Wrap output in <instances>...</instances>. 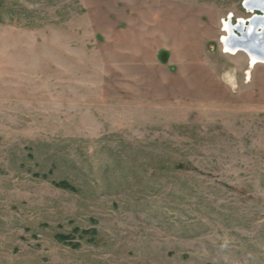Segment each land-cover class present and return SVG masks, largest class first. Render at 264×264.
<instances>
[{
  "label": "rangeland",
  "instance_id": "1",
  "mask_svg": "<svg viewBox=\"0 0 264 264\" xmlns=\"http://www.w3.org/2000/svg\"><path fill=\"white\" fill-rule=\"evenodd\" d=\"M242 3L0 0V264H264Z\"/></svg>",
  "mask_w": 264,
  "mask_h": 264
},
{
  "label": "water",
  "instance_id": "2",
  "mask_svg": "<svg viewBox=\"0 0 264 264\" xmlns=\"http://www.w3.org/2000/svg\"><path fill=\"white\" fill-rule=\"evenodd\" d=\"M242 4L251 14L246 18V24H244V21L243 24H239L238 22L241 18H238L237 22L230 24L228 28H226L227 34L225 40L222 38L223 44L227 45L230 51H233L231 49H233L232 47H234V45L233 43L230 45L231 43L227 41V38L229 40H244L245 45H249L247 46L249 50L256 51L257 53L261 52L262 54L264 53V2L258 0V2L252 6L248 1L243 0ZM258 20H261L259 22L263 23V27L258 24ZM237 48H243V46L239 45Z\"/></svg>",
  "mask_w": 264,
  "mask_h": 264
},
{
  "label": "bare ground",
  "instance_id": "3",
  "mask_svg": "<svg viewBox=\"0 0 264 264\" xmlns=\"http://www.w3.org/2000/svg\"><path fill=\"white\" fill-rule=\"evenodd\" d=\"M246 1H248L249 3H250V5H252V6H254V4L255 3H257L258 2V0H246ZM264 2V0H261V2ZM254 12V11H253ZM264 19V18H263ZM243 21H244V24H246V18L245 19H243V18H241L240 20H239V24H243ZM259 21H261V20H258L257 22H258V24H260V26H262L263 27V23H261V22H259ZM230 24H233V23H226L225 25L227 26V28H228V26L230 25ZM240 28V27H239ZM227 33V32H226ZM223 39L225 40L226 39V36H224L223 37ZM227 41H230V45H232V43H233V45H234V47H232L233 49H231V50H233V51H230V52H234V51H236V50H244V52L246 51V53L248 54V58L250 59L249 60V62H250V66L251 67H253L255 64H257L259 61H264V53H262L261 54V52L260 53H257L256 51H251V50H249L248 49V47L247 46H249V45H245V43H244V40H229L228 38H227ZM229 43V42H228ZM224 45V44H223ZM243 46V48H237V46ZM224 47H225V49L226 50H228L229 49V47L227 46V45H224ZM264 52V51H263ZM247 78L248 77H250V72L249 71H247Z\"/></svg>",
  "mask_w": 264,
  "mask_h": 264
},
{
  "label": "trees",
  "instance_id": "4",
  "mask_svg": "<svg viewBox=\"0 0 264 264\" xmlns=\"http://www.w3.org/2000/svg\"><path fill=\"white\" fill-rule=\"evenodd\" d=\"M44 176L46 177L47 174H44ZM52 183L55 184L56 186L61 187V188L70 189V190H75L74 185H72L69 181H67V180H65V179H63V180H58V181L53 180ZM74 230H77V231L79 232V235H80L81 237L84 236V235H83L84 233H86V234H88V233H89V234H95V232H96L95 229H90V230L88 229V230H85V229H79L78 227H75ZM57 236H58L57 238H59V239H61V240H69V238L72 237V235L69 234V233H58ZM68 242H71L70 244H71L72 246L79 245V242H72V241H68Z\"/></svg>",
  "mask_w": 264,
  "mask_h": 264
},
{
  "label": "built area",
  "instance_id": "5",
  "mask_svg": "<svg viewBox=\"0 0 264 264\" xmlns=\"http://www.w3.org/2000/svg\"><path fill=\"white\" fill-rule=\"evenodd\" d=\"M238 18H240V17H238ZM238 18H236V20L233 21V23L237 22ZM228 22H229V23L232 22V18H231V16H229V15H228V19L224 22L223 27H222V28L225 27V30H226V28H227L225 24L228 23ZM225 30H224V31H225ZM226 32H227V30H226ZM221 43L223 44L222 37H221ZM223 47H224V46H223ZM228 51H230V50L228 49Z\"/></svg>",
  "mask_w": 264,
  "mask_h": 264
},
{
  "label": "crops",
  "instance_id": "6",
  "mask_svg": "<svg viewBox=\"0 0 264 264\" xmlns=\"http://www.w3.org/2000/svg\"><path fill=\"white\" fill-rule=\"evenodd\" d=\"M235 52V51H234ZM259 62H261V61H259ZM262 62H264V61H262Z\"/></svg>",
  "mask_w": 264,
  "mask_h": 264
},
{
  "label": "flooded vegetation",
  "instance_id": "7",
  "mask_svg": "<svg viewBox=\"0 0 264 264\" xmlns=\"http://www.w3.org/2000/svg\"><path fill=\"white\" fill-rule=\"evenodd\" d=\"M227 27V26H226ZM246 52V51H245Z\"/></svg>",
  "mask_w": 264,
  "mask_h": 264
}]
</instances>
